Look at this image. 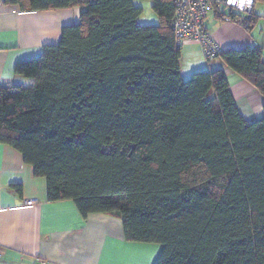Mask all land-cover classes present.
<instances>
[{"label": "trees", "instance_id": "obj_1", "mask_svg": "<svg viewBox=\"0 0 264 264\" xmlns=\"http://www.w3.org/2000/svg\"><path fill=\"white\" fill-rule=\"evenodd\" d=\"M149 1L157 24L141 23L132 0H3L80 15L16 63L29 85L0 86V143L45 179L48 201L114 216L126 241L159 244L154 264H264L262 50L216 44L202 55L221 68L182 77L174 0ZM257 3L227 10L230 21L250 29ZM223 67L262 96L256 120L238 112Z\"/></svg>", "mask_w": 264, "mask_h": 264}, {"label": "crops", "instance_id": "obj_2", "mask_svg": "<svg viewBox=\"0 0 264 264\" xmlns=\"http://www.w3.org/2000/svg\"><path fill=\"white\" fill-rule=\"evenodd\" d=\"M255 11L260 17L250 29L241 19L223 21L210 14L206 31L221 48L259 47L264 57V4ZM79 15L78 7L31 11L2 3L0 86L29 85L30 80L14 74L16 63L38 58L45 45L59 41L62 27L76 23ZM197 50L202 54L196 43L181 46V72L187 71L186 76L203 68L191 58ZM211 61L212 69L222 67L219 59ZM223 68L240 115L249 122L259 118L260 93L238 74ZM0 246L4 249L0 264H154L161 249L159 244L126 241L120 220L114 216L89 214L84 218L72 200L48 201L45 179L35 177L21 154L3 143Z\"/></svg>", "mask_w": 264, "mask_h": 264}, {"label": "built area", "instance_id": "obj_3", "mask_svg": "<svg viewBox=\"0 0 264 264\" xmlns=\"http://www.w3.org/2000/svg\"><path fill=\"white\" fill-rule=\"evenodd\" d=\"M3 0H0V5ZM175 14L173 28L175 42L178 45L196 43L207 60L212 59L219 51L218 46L208 35L204 22L208 15L215 14L223 21H230L227 10L249 14L254 0H174ZM31 204V201L27 202ZM4 249L0 246V256Z\"/></svg>", "mask_w": 264, "mask_h": 264}, {"label": "rangeland", "instance_id": "obj_4", "mask_svg": "<svg viewBox=\"0 0 264 264\" xmlns=\"http://www.w3.org/2000/svg\"><path fill=\"white\" fill-rule=\"evenodd\" d=\"M134 3L136 5H139L142 8V13L140 14V16L138 18V20H140L141 23L157 24L158 18H157V15L153 12V10L151 8V2L149 0H134ZM258 6H260V3L256 4V7H258ZM256 12L259 13L258 11H256ZM205 28H206V26H205ZM191 58L193 59L194 62L203 64V68H198V70H204L207 68L208 69L212 68V65L214 64V62L210 61L209 66H208L203 55L198 50L191 54ZM182 75H183L182 77H186L187 71L184 70Z\"/></svg>", "mask_w": 264, "mask_h": 264}]
</instances>
